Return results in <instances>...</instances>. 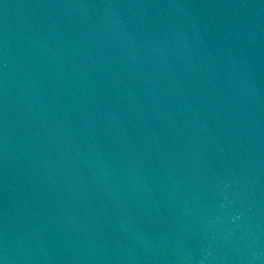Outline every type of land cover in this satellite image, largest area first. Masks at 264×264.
Here are the masks:
<instances>
[{
  "label": "water",
  "instance_id": "obj_1",
  "mask_svg": "<svg viewBox=\"0 0 264 264\" xmlns=\"http://www.w3.org/2000/svg\"><path fill=\"white\" fill-rule=\"evenodd\" d=\"M0 264H264V0H0Z\"/></svg>",
  "mask_w": 264,
  "mask_h": 264
}]
</instances>
